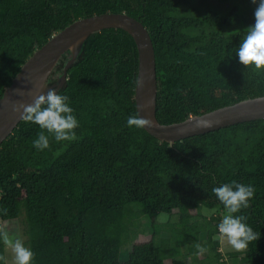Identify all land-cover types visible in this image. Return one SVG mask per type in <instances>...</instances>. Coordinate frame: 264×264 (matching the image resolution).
<instances>
[{
  "label": "trees",
  "instance_id": "1",
  "mask_svg": "<svg viewBox=\"0 0 264 264\" xmlns=\"http://www.w3.org/2000/svg\"><path fill=\"white\" fill-rule=\"evenodd\" d=\"M252 0H0V96L20 67L73 21L124 12L144 25L156 65V117L168 124L264 95V70L236 49L255 23ZM69 51L58 59L57 79ZM138 51L121 28L92 32L66 71L80 122L74 142L33 146L42 129L22 119L0 143V227L24 216L35 264H226L214 237L225 210L212 188L252 184L241 213L261 233L231 264H264V119L223 126L170 145L129 128ZM5 209L7 212L5 213ZM176 213L177 220L157 216ZM146 236L145 239H141ZM164 238L167 239V241ZM205 244L197 255L195 244ZM0 255L6 246L0 240ZM169 261V263H168Z\"/></svg>",
  "mask_w": 264,
  "mask_h": 264
},
{
  "label": "water",
  "instance_id": "2",
  "mask_svg": "<svg viewBox=\"0 0 264 264\" xmlns=\"http://www.w3.org/2000/svg\"><path fill=\"white\" fill-rule=\"evenodd\" d=\"M105 28H121L134 39L138 51L136 80L142 79L143 86L135 85V105L137 113L154 121L155 127L145 129L159 140L174 141L205 133L223 126L253 119H264V95L246 98L236 103L217 108L200 115L164 124L156 117V65L155 53L150 35L138 19L124 12H104L77 19L52 35L20 67L16 75L5 87L0 96V143L21 120L12 110V104L21 102L30 104L34 95L46 94L51 88L57 91L66 81V71L81 50L83 42L92 32ZM69 51L68 62L57 79L50 75L59 59ZM23 91V95L17 94ZM205 123L210 127H203Z\"/></svg>",
  "mask_w": 264,
  "mask_h": 264
},
{
  "label": "clouds",
  "instance_id": "3",
  "mask_svg": "<svg viewBox=\"0 0 264 264\" xmlns=\"http://www.w3.org/2000/svg\"><path fill=\"white\" fill-rule=\"evenodd\" d=\"M256 4L254 11L255 23L246 29L236 54L240 62L255 70H264V0H252ZM134 84L142 87L143 80L137 79ZM17 94L23 95V91L17 90ZM71 100L67 95H62L55 88H51L46 94L34 95L30 104L16 102L12 104V110L20 115L24 122H31L38 125L42 131L33 141V146L40 151L50 148V134L56 142H74L78 139L76 129L80 127V122L74 114V109L70 106ZM129 128L150 129L155 127L152 119L143 117L138 113L127 117ZM203 127L211 125L205 123ZM212 193L224 206L225 213L218 224V231L221 238H226L228 243L237 252L248 249L252 242L258 241L261 233L254 231L248 225V217L241 213L242 209L249 208L250 201L256 195V188L252 184L238 183L233 180L221 186L213 187ZM5 213L7 209L4 210ZM0 240L7 248H11L14 255V264H35L36 253L25 245L22 238L12 237L0 227ZM197 255L203 254L208 249L200 243L195 244ZM0 264H9L4 255H0Z\"/></svg>",
  "mask_w": 264,
  "mask_h": 264
},
{
  "label": "rangeland",
  "instance_id": "4",
  "mask_svg": "<svg viewBox=\"0 0 264 264\" xmlns=\"http://www.w3.org/2000/svg\"><path fill=\"white\" fill-rule=\"evenodd\" d=\"M199 211L202 215H205L207 217L217 215L220 217V221L222 219L223 214L225 213V210H220L217 208L208 209V208H205L202 206L200 207ZM177 217H178V215L176 213H174L170 216H168L165 213H160L157 216V219L159 221H166V220L175 221V220H177ZM0 222H1V220H0ZM2 223H3V225H2L3 228L9 233L10 236L19 237V238H22L23 240H25V226H24V216L23 215L20 216L18 219L7 220V221H4ZM214 237L219 240V243H220L219 249L223 255V258L226 261V264H231L232 259L229 257L228 253L236 251V250L232 248V246L228 243L226 238H223V239L221 238V235L219 232L216 235H214ZM145 238H146V236L141 237V239H145ZM164 239L165 240H163V241H167L166 238H164ZM202 246L206 247L205 244H202ZM191 250L197 252L196 248H191ZM204 254L205 253L199 254V255H204ZM5 256L8 259L9 264H14V255H13L11 248L6 247V255ZM168 263H169V261H168Z\"/></svg>",
  "mask_w": 264,
  "mask_h": 264
}]
</instances>
